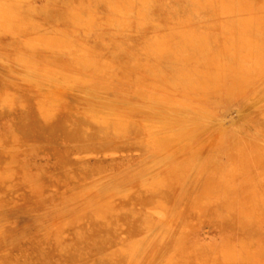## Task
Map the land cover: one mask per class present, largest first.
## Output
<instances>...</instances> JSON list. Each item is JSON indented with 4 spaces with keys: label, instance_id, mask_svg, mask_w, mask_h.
<instances>
[{
    "label": "rangeland",
    "instance_id": "1",
    "mask_svg": "<svg viewBox=\"0 0 264 264\" xmlns=\"http://www.w3.org/2000/svg\"><path fill=\"white\" fill-rule=\"evenodd\" d=\"M106 1L0 0V264L30 247L64 264H264V0H157L147 21L134 0L128 28ZM173 33L207 39L211 72L231 66L203 81L222 97L176 84L159 49Z\"/></svg>",
    "mask_w": 264,
    "mask_h": 264
},
{
    "label": "bare ground",
    "instance_id": "2",
    "mask_svg": "<svg viewBox=\"0 0 264 264\" xmlns=\"http://www.w3.org/2000/svg\"><path fill=\"white\" fill-rule=\"evenodd\" d=\"M9 1V0H8ZM22 2H24V0H19V4H21ZM107 2V4H108V6H109V8H110V10L112 11V22H113V24L114 25H116L117 27H122V28H128V26H129V22H128V20H129V17H130V12H133V10L135 9V6H134V0H107L106 1ZM138 2H140V4H142L141 6H139L138 8H139V10L140 11H142V13H140L139 15H143V20H148V14H146L147 12H148V10L150 9V8H153V7H155L156 6V4H157V0H138ZM195 2L196 3H198L201 7H207V6H209V7H214V8H217V9H222L221 11H222V13L223 12H225L226 10H229V9H227L226 7H227V5L228 4H225V5H223L222 3H220L219 5H213L212 4V2L211 1H209V0H195ZM32 3V2H31ZM0 4H1V2H0ZM34 4V3H33ZM56 4V3H55ZM45 5H46V3H45ZM232 5H234V4H232ZM44 6V5H43ZM68 6H70V5H68ZM161 6V5H160ZM159 6V7H160ZM257 6V5H256ZM49 7V6H48ZM53 7V6H52ZM143 8V10H141V8ZM233 8H231V9H235L234 7H236V5L235 6H232ZM238 7V6H237ZM26 8H28V7H26ZM59 8V7H58ZM29 9V8H28ZM40 9H41V7H40ZM71 9V8H70ZM121 9H125V10H121ZM164 9V8H163ZM230 9V11H232ZM69 10V9H68ZM75 10V9H74ZM161 10V9H160ZM9 11V10H8ZM19 11V10H18ZM29 11V10H28ZM76 11H77V9H76ZM5 12V11H4ZM27 12V11H26ZM39 12V11H38ZM88 12V11H87ZM98 12V11H97ZM117 12H119L120 14H123V17H121V18H119V19H116L117 18ZM96 13V12H95ZM260 13V12H259ZM97 14V13H96ZM114 15V16H113ZM228 16H230V15H228ZM44 17V16H43ZM115 17V18H114ZM223 17V16H222ZM225 17V16H224ZM46 18V17H45ZM76 18V20L78 21V15L75 17ZM9 26H10V29L9 30H13V29H17L18 27L20 28V30H22L23 28H24V22L23 21H21L20 22V24H17L18 22H17V20H18V16H16V13H15V11H11L10 13H9ZM8 19H3V21H6V20H8ZM38 19V18H37ZM50 20V19H49ZM141 21V24H144L145 22L144 21ZM2 21V22H3ZM33 21V20H32ZM51 21V20H50ZM171 21V20H170ZM1 23V22H0ZM4 23V22H3ZM78 23V22H77ZM55 24V23H54ZM42 25V24H41ZM44 25V24H43ZM47 25V24H46ZM53 25V24H52ZM183 26H185V25H183ZM39 27H40V25H39ZM42 28V27H41ZM108 28H110V27H108ZM221 28V27H220ZM2 29V28H1ZM44 29V28H43ZM121 29V28H120ZM199 29H201V28H199ZM140 30V29H139ZM8 31V30H7ZM54 31V30H53ZM215 31V30H214ZM40 32V31H39ZM221 32V31H220ZM9 33V32H8ZM120 33V32H119ZM121 33H123V32H121ZM29 34V33H28ZM206 34V33H205ZM73 35V34H72ZM84 35H86V34H84ZM206 35H208V34H206ZM42 36V35H41ZM121 36V35H120ZM208 37V36H207ZM45 38V37H44ZM47 38V37H46ZM49 38H51V37H49ZM20 39V38H19ZM76 39V38H75ZM35 40V39H34ZM33 40V41H34ZM78 40V39H77ZM82 40V39H81ZM107 40V39H106ZM32 41V42H33ZM40 39H38V43L40 44ZM48 41V40H47ZM46 41V42H47ZM50 41V40H49ZM221 41V40H220ZM31 42V43H32ZM76 42V41H75ZM50 43V42H49ZM73 43V42H72ZM37 44V43H36ZM42 44H43V42H42ZM222 44V43H221ZM68 45V44H67ZM72 45H75L74 43L72 44ZM86 45V44H85ZM132 45V44H131ZM53 46V45H52ZM81 46V45H80ZM91 46V45H90ZM129 46H130V44H129ZM64 48V47H63ZM62 48V49H63ZM78 48V47H77ZM77 48H75L76 49V51H77ZM80 48V47H79ZM102 48V47H101ZM128 48V47H127ZM135 48V47H134ZM74 49V48H73ZM81 49H83V48H81ZM88 49V48H87ZM159 49L161 50V51H164V52H166V53H168L169 55H168V57H169V63H170V66H171V69L173 70V74H175V77H174V79L176 80V84H179V83H185L184 81H186V80H190L191 81V79H193L194 77L195 78H198L199 80H202V81H199L200 83H198V84H200L199 85V87L198 88H202V89H204V91H202V90H200V91H202V93L203 92H205L206 94H204V96L206 97L207 96V94H210V93H214V94H216L217 96H219V97H222V95H223V92L224 91H222V90H220V87H218V85H217V82L215 83V82H213L214 84L210 87V88H205V85L203 84V81H204V79L207 77V74H218L219 75V77H217V78H215L214 76L212 77V78H215V79H220L221 77L224 79V78H227L228 76H229V74H231L232 72V68H231V66L230 65H225V64H222V66H220V68H219V72H217V73H213V72H211V68H212V64L214 63V61L217 59V56L213 53V51L211 50V44L209 45V42L207 41V39L205 38V37H194V36H191L190 34H188V33H182L181 35H180V37H178L177 35H174V33L173 34H171L170 35V37L167 39V41H166V44L165 45H163V46H161V47H159ZM233 49V48H232ZM127 50V49H126ZM125 48H119V46H117V47H115L114 48V50L112 51V54H113V56H115V57H118V56H120V55H122V54H124V53H126L125 51ZM132 50V49H131ZM92 52V51H91ZM242 52H244V51H242ZM64 53V52H63ZM236 54V53H235ZM241 56V55H240ZM75 57V56H74ZM110 57V56H109ZM237 57V56H236ZM78 58V57H77ZM110 58H112V57H110ZM125 58H127V57H125ZM69 59V58H68ZM223 59V58H222ZM238 59V58H237ZM86 61H88V60H86ZM97 62H99V60L97 61ZM93 63V62H92ZM113 63V62H112ZM116 63H118V62H116ZM222 63V62H221ZM114 64V63H113ZM112 64V65H113ZM97 66V65H96ZM149 66V65H148ZM98 67V66H97ZM97 67H96V69H97ZM101 67H103V68H101V69H104L105 68V71L107 72V70H108V68H109V66L106 64V65H102ZM111 67V66H110ZM125 67V66H124ZM84 68H87V65L86 66H84ZM254 69V68H253ZM133 70V69H132ZM85 72V71H84ZM254 73V70H252L251 68L249 69V68H246V67H243L242 69H241V78H247V77H249L250 75L249 74H253ZM145 74V73H144ZM233 75H235V74H233ZM237 76V75H236ZM255 79V78H254ZM253 80V79H252ZM211 81H212V79H211ZM218 81V80H217ZM236 81V80H235ZM234 82V81H233ZM239 82H240V80H239ZM242 83H244V82H242ZM218 84H219V82H218ZM221 84V83H220ZM238 84V83H237ZM188 85V84H187ZM215 85H217V86H215ZM229 86V85H228ZM238 86V85H237ZM188 88H189V90L191 91V90H195V89H197V84L196 83H193L192 84V87H191V85L189 84L188 86H187ZM232 87H230L229 89H231ZM242 90V89H241ZM195 91H197V90H195ZM234 91V90H233ZM198 93V92H197ZM236 93H234V95H235ZM199 95V94H198ZM202 96V95H201ZM203 96V97H204ZM209 96V95H208ZM207 96V97H208ZM235 96H237V95H235ZM202 97V98H203ZM206 97V98H207ZM218 97V98H219ZM205 98V99H206ZM215 98V97H214ZM214 98H212L211 97V99H213L214 100ZM208 99V98H207ZM216 100V99H215ZM220 100V99H219ZM206 101V100H205ZM217 101V100H216ZM216 105V104H215ZM5 106V105H4ZM91 107H94V106H91ZM103 108V107H102ZM6 109V108H5ZM99 109V108H98ZM90 112H92V110L90 109L89 110ZM24 112H26V111H24ZM6 113V112H5ZM4 116V115H3ZM43 116V115H42ZM45 116V115H44ZM79 116V115H78ZM81 116V115H80ZM100 116V115H99ZM69 117V116H68ZM68 117H66V118H68ZM115 118V117H114ZM83 119V118H82ZM101 119V118H100ZM125 119V118H124ZM86 120V119H85ZM126 120H127V117H126ZM103 121V120H102ZM102 121L100 122L101 124H102ZM107 121V120H106ZM109 121V120H108ZM111 121V120H110ZM113 121V120H112ZM115 121H117V122H119L120 121V119L119 120H115ZM114 121V122H115ZM257 121H260V120H257ZM32 122V120H30V119H28L27 120V124H29V123H31ZM76 122V121H75ZM104 122V121H103ZM129 122V121H128ZM56 123H58V122H56ZM87 123V122H86ZM93 123H95V120H94V122ZM97 123H98V121H97ZM106 123H108V122H106ZM105 123V124H106ZM126 123V122H125ZM257 123V122H256ZM53 124V123H52ZM128 124V123H127ZM36 125V124H35ZM38 125V124H37ZM67 125V124H66ZM69 125V124H68ZM72 125V124H71ZM83 125V122L81 123V126ZM109 125V126H108ZM22 126V125H21ZM31 126H33L32 124H31ZM31 126H29V127H31ZM48 126V125H47ZM56 126V125H55ZM64 126V125H63ZM75 126H76V124H75ZM81 126H80V128H81ZM119 126H121L119 123H118V125H117V123H111L110 122V124L108 123L107 124V127L105 126V127H103V128H105V129H107V131H106V133L104 132V130H103V132L105 133V134H108V135H113V134H118L119 133ZM124 126V125H123ZM122 126V127H123ZM140 126V125H139ZM38 127V126H37ZM53 127V126H52ZM100 127H101V125H100ZM261 127V126H260ZM42 128V127H41ZM41 128H39L38 130H46V127L45 126H43V129H41ZM49 128V127H48ZM67 128H68V126H67ZM93 128H96V127H94L93 126ZM125 128V127H124ZM142 128V127H141ZM24 129V128H23ZM30 129H32V127L30 128ZM75 129V132H77L78 131V128L77 127H75L74 128ZM97 129V128H96ZM100 129V128H99ZM126 129V128H125ZM151 129H153V128H151ZM16 130V129H15ZM28 130V129H27ZM50 130V129H49ZM52 130H53V128H52ZM51 130V131H52ZM64 130H65V128H64ZM63 130V131H64ZM77 130V131H76ZM81 130V129H80ZM101 130V131H102ZM155 130V129H154ZM31 131V130H30ZM50 131V132H51ZM57 132H58V130H56ZM60 132H61V134H59V135H62L63 136V134H64V136L66 135V133H64L63 131H61V129L59 130ZM67 131H71V130H67ZM99 131V130H98ZM152 131V130H151ZM36 132V131H35ZM40 132V131H39ZM47 132V131H46ZM84 132L86 133V130H84ZM92 132V131H91ZM90 132V133H91ZM97 132V131H96ZM95 132V133H96ZM123 132H124V129H123ZM127 132V131H126ZM49 133V132H48ZM48 133H46V135H48ZM51 133H53V132H51ZM55 133V132H54ZM68 133V132H67ZM73 133V132H72ZM79 133V132H78ZM85 133H83V134H85ZM100 133H102V132H100ZM104 133H102V134H104ZM125 133V132H124ZM123 133V134H124ZM156 133H158V132H156ZM27 134V133H26ZM29 134V133H28ZM37 134V133H36ZM70 134V133H69ZM75 134V133H74ZM93 134V133H92ZM121 134H122V132H121ZM126 134V133H125ZM53 135V134H52ZM85 135H87V134H85ZM94 135H96V134H94ZM49 136V135H48ZM57 136V135H56ZM69 136H71V135H69ZM73 136V135H72ZM78 135H76V137H77ZM81 136V135H80ZM100 136V135H99ZM86 137V136H85ZM91 137V136H90ZM224 137H226V136H224ZM45 138V137H44ZM55 138V137H54ZM58 138V137H57ZM62 138V137H61ZM60 138V139H61ZM66 138V137H65ZM72 138V137H71ZM75 138V137H74ZM70 139V138H69ZM68 139V140H69ZM155 139H156V137H155ZM52 140V139H51ZM58 140V139H57ZM65 140V139H64ZM94 140V139H93ZM47 141V140H46ZM52 141H54V140H52ZM69 141H71V140H69ZM101 141V140H100ZM48 142V141H47ZM56 142H58V141H56ZM66 142H67V140H66ZM65 142V143H66ZM60 143V142H59ZM38 144V143H37ZM22 145V144H21ZM27 145V144H26ZM25 145V146H26ZM40 145V144H39ZM24 146V147H25ZM28 146V145H27ZM45 146H47V145H45ZM60 146V145H59ZM74 146V145H73ZM5 147H6V145H5ZM8 147V146H7ZM29 147V146H28ZM28 147H27V150H28ZM62 147V146H61ZM76 147H78V146H76ZM30 148H31V146H30ZM37 148V147H36ZM44 148V147H43ZM70 148V147H69ZM38 152V151H37ZM50 153V152H49ZM58 154H59V150H58ZM55 155H56V153H55ZM60 156H61V154H60ZM247 158H249V161L250 160H252L253 158H256V156L255 155H252V156H250V157H247ZM245 165V164H244ZM228 167V166H227ZM42 173V172H41ZM235 180V179H234ZM152 187V186H151ZM218 187H220V188H218V189H216V194L218 195V196H220V197H224L225 199H226V201H227V204H228V207L230 208V209H233V208H236V206H235V202H234V200H233V197H232V192H233V190H234V187H232V186H230L229 187V189H226V190H224V186H222V185H219ZM235 189H236V187H235ZM46 191V190H45ZM133 210V209H132ZM137 211V210H136ZM136 214V213H135ZM144 216V215H143ZM97 221V220H96ZM146 222V221H145ZM141 223V222H140ZM93 225V224H92ZM141 225H142V223H141ZM102 227V226H101ZM72 236V235H71ZM33 238V237H32ZM42 241V240H41ZM67 241V240H66ZM82 242H84V241H82ZM210 242V241H209ZM34 243V242H33ZM32 243V244H33ZM63 245V244H62ZM81 245V244H80ZM92 245V244H91ZM76 253V252H75ZM73 257L74 255H70V254H68V253H65V252H63V251H58V253H55V252H52V251H50V252H47V254L45 253V252H39L38 250H37V248H29L28 250H26L25 251V259H24V256L22 255L21 257V260L22 261H24L25 263L24 264H56V263H63V262H68L69 260H70V257ZM3 264H11L10 262L9 263H3ZM64 264V263H63Z\"/></svg>",
    "mask_w": 264,
    "mask_h": 264
}]
</instances>
